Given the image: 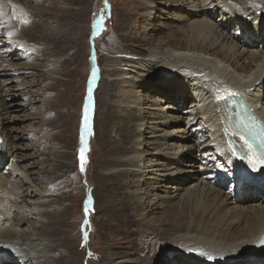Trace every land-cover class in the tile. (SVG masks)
<instances>
[{"label": "rangeland", "instance_id": "obj_1", "mask_svg": "<svg viewBox=\"0 0 264 264\" xmlns=\"http://www.w3.org/2000/svg\"><path fill=\"white\" fill-rule=\"evenodd\" d=\"M11 1L19 0H0V13H3L0 16V112L12 138L11 146L17 156L15 162L29 175L30 183L41 191L43 200L50 198L48 193H59L63 195L53 199H57L62 205L67 203L64 209H59L57 202L51 200L55 203L51 204L53 209L48 213L53 217L50 223L59 227L54 230L56 246L51 247L52 250L59 249L55 256L65 251L71 259L69 264H88L87 261L92 264H119L116 262L118 259L120 262L136 260L139 257L137 253L132 256L130 253L121 254L116 260L110 252L105 251L109 241L117 245L114 247L116 251L120 250L121 244L130 246L133 241L125 227L124 238L117 231L122 224L121 216L130 211L124 208L136 209L141 218L147 222L151 220L153 225L162 220L168 221L166 218L162 219V216L172 204L180 201L181 204L186 203L191 183L203 186V180H206L210 182L209 185L224 192L232 191L230 188L233 186V179L223 183L215 182L213 175L216 174L211 168L216 167L217 156L213 151H208L212 145L207 148V140H204L200 131L204 127V120L196 117L197 103L192 99V93L189 92V99H185L186 96L170 95L174 90H169L168 85L173 84L171 81H174L176 71L170 68L164 71L165 67H161L150 77V81L147 82L145 78L138 83L130 77L134 73H126L133 68L130 65L139 66L141 63L134 61L148 58V49L171 47L170 38L182 36L176 32V27L186 26L188 21L185 19L203 17L202 14H186L188 9H180L181 5H163L169 0H152L151 5V0H24L29 7L25 6L23 12L30 20L27 26L30 33L25 41L26 48H23L20 42L9 39L5 34ZM214 18L216 22L222 20L220 14ZM98 21L102 23L99 29ZM230 31L237 35V42L243 36L234 27ZM20 33V39H25L21 29ZM244 36L251 38L249 33ZM148 39L157 43L152 47L145 46ZM239 43L243 45L241 41ZM260 44L262 45L259 43L257 46L246 47L252 51L261 47ZM129 60L133 61L129 63ZM248 63L250 64L246 59L245 64ZM95 71L97 72L94 73ZM206 71L208 72L207 69L202 72L200 70V73L204 75ZM219 75L216 73L211 76L216 79ZM97 76H100V86L96 92L97 101L93 113L96 115L97 111L98 115L92 121L93 125H97V137H93L95 135L92 131L87 145L83 147L85 162L81 170L82 148L78 143L82 135L84 103L89 80ZM161 80L168 85L156 87ZM128 96H132V101L135 100L136 107L132 110L129 109L131 103L127 102ZM131 113L137 115L139 120L135 121ZM140 113L142 114L139 116ZM165 117L167 120L169 117V122L161 126V119ZM175 121L179 123H173ZM137 122L148 125L141 136L148 141L147 145L143 144L142 158L157 163L151 170L146 168L149 164L144 161L141 163L142 168L122 165V160L135 155L132 153V139ZM156 123L160 128H157L159 131L153 138L154 133L149 126ZM76 140H79L77 146ZM183 140L187 143L185 151L189 152L190 147L192 148L191 159L180 158V163L173 164L181 165L179 167L184 172H176L180 174L175 177L178 180L167 178L166 174L170 175L181 168H174L169 164L172 159L165 153L177 151L178 146L184 144ZM163 142L173 143L174 146L166 148L162 145ZM118 158L120 161H116ZM192 162L195 166L190 164ZM5 165L9 166L8 163L3 164L2 170H6ZM185 168L192 172H185ZM134 169L143 174L141 184L144 187L149 190H152V186L156 187L143 200L135 196L140 191L136 182L129 184L124 181V176L114 178L110 175L112 170ZM192 175L203 180H190ZM64 178L68 179V189L60 186L44 189L51 180ZM139 178L130 176V180L137 181ZM19 179L22 177L17 176V182L21 183ZM188 179L189 183L183 185ZM42 182L45 183L41 186ZM92 182L96 185L98 217L92 211L93 198L88 189ZM30 183L22 184L26 188L30 187ZM234 188L239 196L245 197L240 190ZM162 194L166 196L161 198ZM235 202L246 207L255 204L248 197L244 201ZM54 208L57 212L51 215ZM95 222L99 230L93 226ZM160 224L168 226L167 233L182 232L172 222ZM65 228L67 230L64 231ZM49 234L44 231L42 236L54 238ZM153 246L154 244L151 248ZM201 250L206 252L204 248ZM256 252L254 248L252 254L255 255ZM167 254L164 264H170L176 257V252ZM101 256L104 257L100 258ZM257 256L253 257L255 261L263 263L264 256ZM61 258L59 261L65 264L64 256ZM148 261L147 259L140 264H147Z\"/></svg>", "mask_w": 264, "mask_h": 264}, {"label": "bare ground", "instance_id": "obj_2", "mask_svg": "<svg viewBox=\"0 0 264 264\" xmlns=\"http://www.w3.org/2000/svg\"><path fill=\"white\" fill-rule=\"evenodd\" d=\"M10 4V10H8L10 17H7V31L5 34L8 36V33L12 32L13 35L8 36L9 39L13 38L15 41L20 42L23 48H26L25 41H27L26 38L30 33L27 29L29 23L25 25L21 21L27 17L23 9L25 6L26 8L29 7L24 0L11 1ZM151 4H153L152 0L150 1ZM163 5H181L179 6L180 9H188L186 14H202L203 17L185 19L188 21L186 26L176 27V32L182 36L170 38L171 47L148 49V58L134 61L135 63H141L139 66L137 64L130 65L133 68L126 73H134L136 77H130L138 83L145 78L147 82L150 81V77L161 67H165L164 71H168L169 68L176 71L177 75L174 81H171L173 84L168 85L167 82L161 80L155 86L168 85L169 90H174L173 93H170L171 96H186L185 99H189V94L192 93V99L194 98V102L197 103L196 117H201L204 120V127L200 131L203 133L204 140H207V148L212 145V148H209L208 151H213L214 155L217 156V165L211 168L216 174L213 175L215 176V182L223 183L233 179V186L230 188L232 191L224 192L220 188L209 185V181L197 177V174L192 175L193 177L190 180H196V182L203 180V186L199 185V183H195V185L191 183L188 188V195H186L185 204L187 205L181 204V201L174 205L172 204L162 216V219L166 218L168 221L162 220L160 222H172L175 224L174 227H178L177 229H181L182 232L167 233L166 227L168 226L155 221L152 225L151 220L147 222V220L141 218L136 209L126 207L124 209L130 211L121 216L122 224L117 231L121 232L122 238H124L123 228L125 227V229L129 230V235L133 237V241L130 246L121 244L119 251L114 249L117 245L109 241L105 251L110 252L113 259L116 260L121 254L130 253L132 256V254L137 253L139 255L136 260L120 262L118 259L116 262L119 264L126 262L140 264L147 259L149 260L147 264H164V260L167 259V253L172 252H176V257L172 259L170 264H254L255 262V264H264V262L261 263L262 261H255L253 257L257 256V254H252L258 240L264 236V183L255 177L252 179L239 178L238 173L242 169L241 164H236L233 154L227 148L223 137V128H227L225 127L227 126V117L230 115L229 110H226L225 95L227 94L240 95L243 99L250 101L254 105L252 106V112L258 113L264 120V0H169L164 2ZM219 14L222 20L221 22H216L214 17ZM101 25L102 23L98 21L97 28L99 29ZM233 27L243 35L238 42L236 39L237 35L235 36L230 31ZM20 29L23 31L25 39H20ZM245 33H249L251 38L244 36ZM171 40L174 42L171 43ZM155 43L157 41L148 39L144 45L152 47ZM259 43H262V45L260 44L261 47H257L252 51L248 48L253 45L257 46ZM9 56L12 57L13 55ZM246 59L249 60L250 64H245ZM132 61L129 60L128 62L131 63ZM204 69H207L208 72L206 71L207 73L202 75L200 70L202 72ZM216 73L220 75L214 79L212 76ZM99 78L100 76L94 77L88 83L87 97L83 109V125L81 126L82 135L80 141L76 140V146L79 141L78 146L80 145L82 149L87 145L92 131L93 135H95L93 137H97V125L95 123L93 125L92 121L98 115L97 111L96 115L93 112H95V101H97L96 92L100 86ZM90 91L91 100H89ZM230 92L232 93L230 94ZM131 98L132 96L127 98V102L131 103L130 110L136 107L135 100L132 101ZM81 106L82 102L79 107L78 126ZM246 107L248 110L249 106L246 105ZM141 114L138 115L140 116ZM86 116L87 121L85 119ZM131 116L135 121L139 120L137 115L132 114ZM172 119L175 120L174 117ZM178 121L173 123L177 124L179 123ZM168 122L169 117L168 120L165 117L163 120L161 119L160 124L162 126ZM134 126L132 153L135 155L133 158L122 160V165L137 168L141 167V163L144 161L149 164L146 168L151 170L157 163L155 161L152 163L151 160L145 159V157L142 158L144 153L143 144L147 145L148 141H145L141 136L148 129V125L137 122ZM149 128L154 133L153 138H155V133L159 131L157 128H160L159 125L156 123L149 126ZM0 132L3 135V146L0 152V264H61L59 258L62 256L65 258L64 263L69 264L71 260L69 254L63 251L58 256H55L59 249H51L52 246H56L54 230L59 227H56L54 223H50V219L53 217L49 216L48 213L53 209L51 204L57 202V199L55 201L53 197L57 198L63 194L48 193L47 196L50 198L43 200L41 191L30 183L29 175L15 162L17 156L15 155V149L11 146L12 138L7 132L1 112ZM164 133L166 134L167 132ZM185 142L183 140L184 144L178 146L177 151L165 153L169 159H172L169 160L171 161L169 164L172 166L177 164V162L180 163L182 161H180V158L191 159L192 148L190 147L189 152L185 151L187 147ZM236 143L242 147L239 140H236ZM162 145L166 148L174 146L173 143L168 144L166 142H163ZM118 159L116 161H120ZM192 161H195V159H192ZM7 163L9 166L5 165L4 169L6 170H2L1 166ZM190 164L195 166L193 162ZM179 166L181 165L173 167ZM179 168H181L180 171H173L170 175L166 174L165 176L172 179H175L177 175L179 177L180 174L176 172L184 174L181 171L182 167ZM110 172V175L114 178L124 176V181L129 184L130 182H136L140 190L135 195L138 199L143 200L145 195L150 194L156 188L152 186V188L150 187L152 190H149L141 184L143 182V179H141L143 174L138 169L133 171L112 170ZM147 172L150 171L147 170ZM185 172L191 173L192 171L185 168ZM193 172L195 173V171ZM106 174L108 175L109 173L106 172ZM131 175L140 178L137 181L130 180ZM17 176L22 177V179H19L21 183L17 182ZM237 181H240L241 184L239 188L236 184ZM23 182L30 183V187L25 188L22 184ZM44 183L42 182L41 186ZM188 183L189 179L183 182V185ZM45 186L44 189L48 187L55 188V186L68 189L69 182L65 178L51 180ZM234 187L240 190L245 197L251 198L255 204L246 207L235 202V200L244 201L245 197L239 196V193L234 191ZM95 188L96 185L94 183H89V194L93 198L92 211H95L94 215L98 217L99 209ZM165 196V194H162L161 198ZM66 204H63V206L60 202H57L59 209H64ZM216 204H219L218 207H215ZM251 210H254V212ZM56 212L57 209L54 208L51 215ZM100 217H102V214H100ZM246 217L247 223H245ZM108 221L107 223H109ZM93 226L99 230L96 222ZM53 227L54 229H52ZM163 227L165 228L163 229ZM65 230L67 229L65 228ZM42 231L49 232L54 238L47 239L45 238L46 236L43 237ZM94 235H96V232ZM152 244H154L153 248H151ZM201 248H204L215 259L209 260L197 254L198 251H201ZM188 249H196L197 252H190ZM261 256H264V254L257 257ZM102 257L104 256L100 258ZM87 262L92 264L90 261Z\"/></svg>", "mask_w": 264, "mask_h": 264}, {"label": "snow or ice", "instance_id": "obj_3", "mask_svg": "<svg viewBox=\"0 0 264 264\" xmlns=\"http://www.w3.org/2000/svg\"><path fill=\"white\" fill-rule=\"evenodd\" d=\"M105 2H107V0H105ZM2 15H3V13H0V16H2ZM25 15H26V14H25ZM21 23L27 25L28 23H30V21H29L27 18H25V19H23V20L21 21ZM11 35H13V33H12V32H9V33H8V36H11ZM89 100H91V91L89 92ZM85 119H86V121H87V116L85 117ZM234 135H236V136H240V139L244 141V144H245L248 148H251V147H252L251 142L248 141V140H245V139H244V136H243L242 134H240L239 132H237V133H234ZM81 161H82V163H81V170H83V168H84V162H85V156H84V150H83V149L81 150ZM253 161H254V164H255V163H259V164H261V165H264V157H256V156H254V157H253ZM90 202H91V201H90ZM86 211H87V210H86ZM188 251H190V252H197L196 249H188ZM197 254H199V255H201V256H204V257H206V258L209 259V260H213V259H215L214 256L209 255V253H207V252H205V251H202V250H201V251H198Z\"/></svg>", "mask_w": 264, "mask_h": 264}, {"label": "water", "instance_id": "obj_4", "mask_svg": "<svg viewBox=\"0 0 264 264\" xmlns=\"http://www.w3.org/2000/svg\"><path fill=\"white\" fill-rule=\"evenodd\" d=\"M97 71H95L94 73H96Z\"/></svg>", "mask_w": 264, "mask_h": 264}]
</instances>
